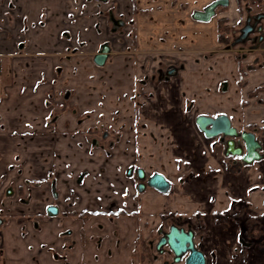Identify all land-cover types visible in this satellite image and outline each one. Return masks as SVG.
I'll use <instances>...</instances> for the list:
<instances>
[{"label": "crops", "instance_id": "crops-1", "mask_svg": "<svg viewBox=\"0 0 264 264\" xmlns=\"http://www.w3.org/2000/svg\"><path fill=\"white\" fill-rule=\"evenodd\" d=\"M22 1L29 6L24 21L32 23L24 31L23 47L17 46L21 18L12 11L0 14V38H11L9 46L0 45V161H25L16 184L35 186L51 172L57 174L60 197L75 194L78 212L138 207V225L117 219L122 247L90 244L82 257L87 264H138L136 229L148 225L140 231L149 239L165 224L164 214L198 216L204 231L195 239L203 246L206 264H212L213 256L219 264H229L235 244L230 250L218 244L236 235L232 205L246 203L249 211L264 212V156L233 163L239 161L236 154L222 152L218 138L206 137L196 119L225 115L238 131L264 126V67L247 71L249 59L240 64L233 52H220L217 36L218 18L237 22L248 0H226L207 21L193 14L213 0H115V8L131 22L122 36H114L102 65L93 62L100 40L90 45V34L82 32L80 38L89 46L80 53L71 54L57 42L62 29L74 31L71 0ZM250 11L264 7L250 6ZM97 133L103 135L97 138L100 144L110 145L105 150L93 144ZM128 166L145 178L161 174L168 191L145 188L135 205L124 194H135L132 177H125ZM79 174L83 185L76 183ZM10 182L11 176L5 183ZM46 190L33 187L32 195L40 197ZM218 212L228 218L216 225ZM11 225L4 229L9 264H30L36 250L29 251L27 242L18 239L20 228ZM61 229L50 221L39 240L49 243ZM13 241L20 248L13 249ZM44 256L35 258L50 264Z\"/></svg>", "mask_w": 264, "mask_h": 264}, {"label": "flooded vegetation", "instance_id": "flooded-vegetation-1", "mask_svg": "<svg viewBox=\"0 0 264 264\" xmlns=\"http://www.w3.org/2000/svg\"><path fill=\"white\" fill-rule=\"evenodd\" d=\"M15 1L16 0H5L4 9L1 14L6 13V15H9L10 11H12L13 14L16 13L18 17L21 18V36H17L19 41L17 42V46L20 45V47H23L26 43L24 31H28V29L32 27V23L26 24L24 21L25 13L29 12V6L23 5L26 1L20 0L19 4ZM114 1L115 0H71L72 9L74 10L69 11V24L75 25L74 31L73 27L70 28V26L62 29L57 42L65 43L64 49H68L71 54L76 53L80 49H85L89 46L85 40L80 38L82 32H85L84 35H89L91 32L90 30H93L95 36H102V40L97 43V53L102 49L103 45H106L110 52V45L114 36H122L126 31L125 27L129 26L131 22L125 20L124 11H121L118 6L115 8ZM214 1L216 0L212 2ZM1 3L2 2H0V8ZM220 6L215 8L214 15H216ZM24 7H27V10L26 8L24 10ZM245 9L246 12H243L242 15L240 14V18L237 22L230 24L228 23L227 17H220L217 20V25L220 19H225L224 25L227 27L224 36L225 42L228 41L231 28L239 25L237 27V33H235L232 41L229 43L230 47L240 46V49L237 51L240 52L241 55H235L237 61L242 64L244 60L249 59V61L244 64L246 70L256 71L264 67V47L262 46L264 44V11L253 13L250 11L249 4L245 6ZM115 10L117 12L114 13ZM88 21L90 30L88 27L86 30L81 23L86 22L85 26H87ZM34 25L35 24H33V27ZM66 25L67 23L64 24V26ZM0 29L2 28L0 27ZM88 31L90 32L86 33ZM130 38H132V36ZM76 42H78V44L74 46ZM225 42L220 43L231 52L229 44H225ZM246 44L247 47H244ZM97 53H95L94 56ZM253 54H257V56ZM241 73L243 74V72ZM66 97H68V95H64L65 99H67ZM246 132H254L260 145L262 144L259 154L261 153L260 156L263 157L264 126L260 128L253 127ZM102 136L103 135L100 134L99 137L93 138V144L95 147L105 150L107 146L106 143L103 145L97 140V138H101ZM217 138L218 143L222 146V152L228 154L229 151L233 153L237 150H241V155L236 154L239 161H233V163H244L242 161V156L245 151L242 143L240 145L237 144V139L234 138V142L231 146H228L227 141L231 140L230 138H222V136H217ZM241 146L242 148H240ZM19 162L16 161V163L7 165L6 161H0V264H9V247L5 245L4 229L8 228V230H10L13 227L11 225L12 222L20 228L18 239H21H19V241L23 243L27 242L29 251L34 252L36 250L30 259V264H42V261L35 258V256L40 254L45 255L46 258L50 260V264H87V262L82 260V257L87 253L90 244L95 248L100 246L103 242H106L108 245L118 247L119 249L123 237H121L119 230L115 226V224H117V219L122 218L128 223H135V226L139 224L140 215L137 206L133 207L130 211L122 209L116 211L111 209L102 211H76L74 208L75 194L71 193L67 195L66 193V198L60 197V192L56 187L57 174L52 175L51 172H48L43 179L34 182L33 184H35V186L30 187L26 185L24 188L22 187L23 185L16 184L17 181L21 180L25 161ZM10 176L14 179V182H10V184L8 183L6 185L5 182ZM142 176L143 177L140 179L138 169L133 166H128L125 171V177L127 179L132 177L131 182L134 184L135 194L131 196L128 191L124 194L125 197H132L135 205L138 204L137 194L142 193L145 188L149 187L147 185L149 177L145 178L144 173ZM76 183L77 185L84 184L83 174L78 175ZM41 185L46 186L47 194L43 192L40 197H33L32 188ZM141 186L143 188H141ZM77 199H81V197L78 196ZM16 205H18L19 208L15 207ZM232 206L233 208L235 207L232 215L236 221V235H233V240H228L225 243L224 241H220L221 243L218 244V248L225 249L228 247L230 250V244H235V246H232L229 264H264L262 262H257V258L261 260L264 259V212L260 209L249 211V205H246V203L240 204L239 206ZM227 218V214L218 212L215 215V224H222L226 222ZM168 220L171 222L166 224L169 222ZM50 221L58 222V225L60 228L62 227V229L58 232V235L54 236L55 239L53 238V241L49 243L41 242L39 238L43 236L45 232L44 228L47 224H50ZM162 221H164L166 225H159L153 231L154 233L152 236L147 240L142 236L140 230L142 226L147 228L148 225L144 223L142 226H139V229H136L134 248L138 247L136 250L135 262L138 264H186V260L190 258L192 250L199 252L204 258L201 251L203 246L200 240L195 239H200L201 237V235L196 237L197 232H200V230L204 231V224L198 219V216L186 217L182 215L177 216V214H164L162 215ZM88 222H90L89 228H85V224ZM188 233L191 234L192 250L189 248L183 249L181 245V236H187ZM55 240L56 244H54ZM14 244L15 246L12 247L13 249L17 250L18 247L20 248L19 245H16V242H14ZM233 259H235V261H233ZM211 261L212 264H219L214 256L211 258ZM204 264H206L205 259Z\"/></svg>", "mask_w": 264, "mask_h": 264}, {"label": "water", "instance_id": "water-1", "mask_svg": "<svg viewBox=\"0 0 264 264\" xmlns=\"http://www.w3.org/2000/svg\"><path fill=\"white\" fill-rule=\"evenodd\" d=\"M227 3L226 0H216L209 5H207L202 11H196L193 14V17L200 21H207L211 16L215 13V8L220 5H225ZM247 33V32H246ZM245 36V35H244ZM109 52V48L106 45L102 46V49L94 56L93 61L97 65H102L106 59V56ZM196 124L198 128L204 133L206 137H217L222 136V138H230L231 140L227 141L228 146L234 142L233 139L236 138L237 144H243L244 146V155L242 156V161L244 163H250L253 160L259 159L261 156L259 154V150L261 149V145L256 138L254 132H238L234 127L231 126L230 121L225 115H217L215 117L209 116H199L196 119ZM223 140V139H222ZM242 148V146L240 147ZM232 152V151H229ZM237 155H241L242 151L237 150L233 152ZM225 154H227L225 152ZM139 178L141 179L143 176V172L141 170L138 171ZM147 185L159 192L165 193L169 189V183L165 180V178L158 173L152 174L148 180ZM141 188H143L141 186ZM181 245L183 249L192 248L191 242V234L188 233L187 236H181ZM204 258L203 256L194 250L191 252V256L186 260V264H203Z\"/></svg>", "mask_w": 264, "mask_h": 264}, {"label": "rangeland", "instance_id": "rangeland-1", "mask_svg": "<svg viewBox=\"0 0 264 264\" xmlns=\"http://www.w3.org/2000/svg\"><path fill=\"white\" fill-rule=\"evenodd\" d=\"M19 1L20 0H16L15 2H17L18 4H19ZM243 1H246V0H243ZM0 2H2V3H4L5 2V0H0ZM32 2V1H31ZM33 3V2H32ZM247 4H249L250 6H251V9H252V7H254V8H256L257 9V7H259V9L261 8V7H264L263 5H264V0H248V2L246 3V4H244V5H247ZM244 5H243V7H244ZM244 9H245V7H244ZM219 11L220 10H222V8H220V9H218ZM217 10V11H218ZM219 11H218V13H219ZM81 12H82V10H81ZM115 12H117L116 10L114 11V13ZM244 12H246V9L244 10ZM2 13V10H1V8H0V14ZM224 14H226V12L224 11ZM82 23V26H84L85 28H86V30H87V27H88V29L90 30V24H89V21H88V24H87V26H85L86 25V22H81ZM239 25H237V26H235L234 28H231V30H230V35H229V37H228V41L227 42H225V44H229L230 43V41H232V39H233V36L235 35V33H237V27H238ZM91 31V32H90ZM90 31H88V32H86V33H89L90 32V35H89V42H90V45H94L98 40H101L102 39V36L101 37H97V35L95 36H93L92 34H93V30H90ZM85 33V32H84ZM92 35V36H91ZM130 37L132 36V32L130 31V33L128 34ZM85 36H87V35H85ZM82 39V38H81ZM83 40V39H82ZM10 42H11V38H9V37H5L4 39H3V37L2 38H0V45H2V46H4V43L7 45V46H9L10 45ZM78 44V42H76L75 43V45L74 46H76ZM244 47H247V44L246 45H244ZM220 48V52H227V53H232L233 52V54L234 55H237V56H239V55H241V53L240 52H238L237 50L238 49H240V46H234V47H230V44H229V48L231 49V52H229L228 51V49H226V47L225 46H223V44H221V46L219 47ZM81 50H83V49H80L78 52H76V53H80V51ZM253 55H255V56H257V54H253ZM253 55H251V56H253ZM63 60H62V62H64L65 60L66 61H68L66 58H62ZM216 62H218V61H216ZM228 78L229 79H231V77H229L228 76ZM101 133H97L96 134V136L97 137H99V135H100ZM102 135V134H101ZM112 138H113V136L112 135H110V137H109V139H108V141H112ZM106 145L107 146H109V143H106ZM184 164V163H183ZM184 166V165H183ZM219 247V246H218ZM257 262H263V260H261L260 258H257Z\"/></svg>", "mask_w": 264, "mask_h": 264}, {"label": "trees", "instance_id": "trees-1", "mask_svg": "<svg viewBox=\"0 0 264 264\" xmlns=\"http://www.w3.org/2000/svg\"><path fill=\"white\" fill-rule=\"evenodd\" d=\"M225 19H220L218 21V25H217V36H218V40L219 42H225V32L227 31V27L224 25Z\"/></svg>", "mask_w": 264, "mask_h": 264}]
</instances>
